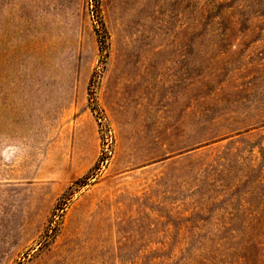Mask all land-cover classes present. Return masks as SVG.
I'll return each instance as SVG.
<instances>
[{
  "label": "rangeland",
  "instance_id": "rangeland-1",
  "mask_svg": "<svg viewBox=\"0 0 264 264\" xmlns=\"http://www.w3.org/2000/svg\"><path fill=\"white\" fill-rule=\"evenodd\" d=\"M0 264H264V0H0Z\"/></svg>",
  "mask_w": 264,
  "mask_h": 264
}]
</instances>
